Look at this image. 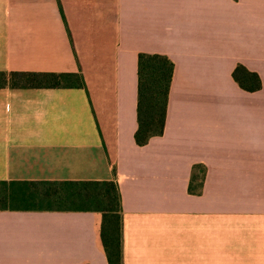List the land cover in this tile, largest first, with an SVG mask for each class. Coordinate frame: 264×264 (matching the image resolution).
<instances>
[{"label":"crops","instance_id":"obj_1","mask_svg":"<svg viewBox=\"0 0 264 264\" xmlns=\"http://www.w3.org/2000/svg\"><path fill=\"white\" fill-rule=\"evenodd\" d=\"M140 53L175 63L164 133L145 145ZM0 71L84 82L0 87V180L116 179L124 264H264V0H0ZM102 220L0 210V264H109Z\"/></svg>","mask_w":264,"mask_h":264},{"label":"trees","instance_id":"obj_2","mask_svg":"<svg viewBox=\"0 0 264 264\" xmlns=\"http://www.w3.org/2000/svg\"><path fill=\"white\" fill-rule=\"evenodd\" d=\"M175 63L159 53L138 55V101L135 141L145 145L162 135L168 109L169 92ZM233 78L247 91L259 90L262 80L258 73L238 63ZM79 73L0 71V87L57 88L81 87ZM206 166L195 164L189 191L201 193ZM61 210L98 211L103 215L101 239L109 264H124L123 206L116 179L91 181H6L0 180V210ZM89 264V263H83Z\"/></svg>","mask_w":264,"mask_h":264}]
</instances>
